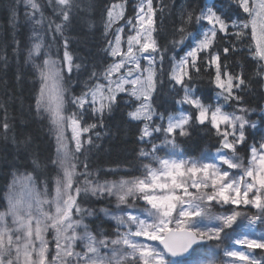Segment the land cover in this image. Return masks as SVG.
I'll return each instance as SVG.
<instances>
[{
    "label": "snow or ice",
    "instance_id": "1",
    "mask_svg": "<svg viewBox=\"0 0 264 264\" xmlns=\"http://www.w3.org/2000/svg\"><path fill=\"white\" fill-rule=\"evenodd\" d=\"M23 2L24 16L33 25L25 63L31 64L39 83L35 116L47 119L54 132L55 155L41 161L38 153L31 154L32 171L17 169L11 173L3 196L5 205L0 210V264H185L184 258L196 248L212 242L219 247L225 240H231L230 250L224 251L229 264H264V259H256L253 252L264 250V235L253 238L247 231L234 230L245 215L235 210L241 205L258 212L247 218L243 229L264 224V134L258 145L251 146L245 163L238 155V146L246 144L249 127L255 132L259 125L247 118L248 108L238 106L234 112H227L224 106L232 102L241 105V93L250 89L252 79H246L243 70L231 71L218 50V39L230 44L222 50L226 59L238 51L235 43H242L250 31L248 54L257 65L255 80L264 81V0H226L221 5L207 3L199 12L180 10V24L174 30L179 39L174 38L170 44L173 49L188 50L179 60L172 57L167 72L170 91L183 93L174 100V105L180 107L173 112L167 108L159 112L154 107L168 52L157 40L156 15L163 12V7L154 6V0H139L135 17L126 21L130 26L126 40L125 25L120 23L125 19L126 2L116 0L107 7L104 34L113 38L108 39L105 51L112 62L102 72L92 71L78 96L71 95L66 84L73 72H80L82 64L76 63L70 41L64 36L75 0H49L60 22L49 20L45 35L40 31L45 17L39 0ZM10 12L13 19H18V5L14 4ZM189 26H198V30L189 32ZM48 34L53 43L63 36L55 55L51 45L45 43ZM42 55V62H37ZM201 71L210 75L209 82L216 90L215 105L205 104L197 95L195 78ZM21 79L18 74L17 80ZM123 96L128 99L122 101ZM121 102L130 109L128 122L142 125L137 137L141 143H152L158 134L164 138L160 144L153 143L150 150L140 149L138 158L149 160L141 176L99 183L88 171L85 154L94 146L93 137L100 139L97 129L105 127L106 115L110 116ZM69 106L74 108L70 113ZM0 109L4 111L0 134L7 138L13 129L7 102L0 104ZM89 115L96 122L86 123ZM209 125L208 130L215 132L220 145L215 153L184 159L177 139L191 137L194 130ZM12 142L17 144L15 135ZM30 143L31 137L19 141L25 150ZM164 148L169 149L165 156L157 155ZM81 156H85V162L83 170L78 171ZM208 160L211 162H205ZM49 168L56 170L55 178L40 179L41 169ZM105 195L116 197L120 213L99 209L116 222L114 239L103 231L93 234L84 220L96 213L80 207L82 196ZM130 199L142 200L149 207L142 213L129 205ZM216 206L233 210L217 213ZM81 244L83 250L77 251ZM202 264L216 262L207 260Z\"/></svg>",
    "mask_w": 264,
    "mask_h": 264
},
{
    "label": "trees",
    "instance_id": "2",
    "mask_svg": "<svg viewBox=\"0 0 264 264\" xmlns=\"http://www.w3.org/2000/svg\"><path fill=\"white\" fill-rule=\"evenodd\" d=\"M39 2L43 7L46 32L49 20H55L56 23H59L60 19L54 15L49 0H39ZM113 2L116 0H75L71 22L65 29L64 36L68 37L70 51L77 57L76 63L82 64V68L79 73L73 72L72 79L66 84L71 95H79L85 89V81L89 79L92 71L101 72L111 61L105 51L108 39L104 34V21L106 9ZM134 2L135 0H126L127 15L130 13V16H133ZM212 3L221 5L226 3V0H213ZM14 4L18 5V19H13L10 12ZM205 5L206 0H154V6L163 7V12L158 11L156 15L157 40L161 48H168L164 64L165 73L162 77L163 84L157 86L154 103V107L159 112H163L165 108L168 112L178 111L180 106L174 105V100L183 95L182 91H170L171 85L167 75L171 69L172 57L175 56L176 59L187 49V47H184L183 51L180 48L173 49L170 44L174 38L179 39V36L174 34V30L180 24V10L184 8L199 12ZM187 30L196 32L198 26H189ZM199 30L202 31V29ZM232 39L235 41L234 37ZM47 41L51 45L53 55H55L57 46L63 43V36H58L56 42L53 43L51 35L48 34ZM28 44L29 22L24 16L21 0H0V104L7 102L9 123L13 125V129L8 133L7 138L0 134V208L3 206V190L14 170L32 171L31 154L38 153L41 161L54 156V144L49 135L47 121L35 116V92L38 87L31 65L25 63ZM250 44L249 31L248 38L244 39L242 43H235L238 51L230 53L225 59L222 50L224 47H230V44L218 39V50L221 51L222 60L231 66L230 70L236 73L243 70L246 79H252L250 89L241 93L243 103L239 105L249 109V119H252L264 107V90L262 81L256 82L255 80L257 65L248 54ZM62 54L63 49L61 47L60 55L62 56ZM214 71L213 68V74ZM18 74L22 77L19 81L17 80ZM209 81L210 75L207 71H201L200 76L195 78V83L199 88L197 95L202 97L205 104L213 105L216 103L215 88ZM94 82L93 80L92 83ZM126 99H128L127 96L122 97V101ZM231 104L236 103L232 102ZM184 108L187 110L188 106L185 105ZM224 108L231 110L232 106H224ZM129 110L121 102L120 106L110 116L106 115L105 127L97 129L101 133L100 139L93 137L94 146L91 151L85 154L88 171L93 174L98 182L114 179L117 176L134 178L139 173L141 165V159L138 158L139 152L141 148L147 150L149 143H141L137 139L139 128L142 125L136 122H128L126 114ZM3 115L4 111L0 109V124L3 122ZM209 128L210 125L208 128H197L192 132L191 137L177 139V144L180 146L179 150L183 151V157L197 159L202 153L215 151L220 146L215 132L209 131ZM13 135L16 137L17 144L12 142ZM27 137H31V143L25 150L19 145V141ZM249 137L248 135L246 144L238 148L243 156H247V150L251 146ZM158 139V136L153 138L152 143ZM80 160L82 163L78 171L83 170L85 156H81ZM55 175V169L49 168L46 171L41 169L39 178L47 177L49 180H53ZM83 179L84 177H80V181ZM109 206V202H106L102 197L82 196L80 198L81 208L96 213L94 216H86L84 220L93 234L103 231L112 237V222L99 212V209H108ZM228 209V206L224 208V210ZM209 245L208 243L204 244L202 249L204 247L206 250Z\"/></svg>",
    "mask_w": 264,
    "mask_h": 264
},
{
    "label": "rangeland",
    "instance_id": "3",
    "mask_svg": "<svg viewBox=\"0 0 264 264\" xmlns=\"http://www.w3.org/2000/svg\"><path fill=\"white\" fill-rule=\"evenodd\" d=\"M124 2H122V3H124ZM138 3H139V0H135V2H134L133 16H130V13H129V15H127V10H126L125 19H124V21H121L120 22L121 24L125 25V32L123 33V36H124L125 40H126L127 35L130 34L128 32V28L130 26L126 25V21L130 17L131 18H134L135 17V14H136L135 10H136V7L138 6ZM21 4H22L23 10L25 12L23 0H21ZM126 9H127V4H126ZM37 18H39V17H37ZM26 20H27V18H26ZM32 28H33V25L31 23H29V44H28V50H29V48L31 46V43H32V39H31V36H32ZM40 31H41V35H45V28H44V26H43V29H41ZM111 38H113V37L110 36L107 39H111ZM45 43L48 44L47 37H46ZM187 50H188V48L184 51V53ZM51 53H52V50H51ZM184 53L182 55H180L179 57H177L176 60H179L180 57L184 55ZM43 59H44V57L42 55L40 57V60L37 61V62H42ZM263 83H264V81H263ZM37 87L39 88V83L38 82H37ZM215 96H216V90H215ZM221 103L223 104V101H221ZM213 105H215V104H213ZM225 106H229V107L232 106L231 110L224 108L225 111H227V112H234L239 105H237V104H230V105H225ZM239 107H242V106H239ZM73 110H74V108L71 107V106H69L68 109H67V111L69 113L72 112ZM247 118L249 119V115H248ZM262 119H264V107L261 110V112H259L258 115L255 118L249 119L250 122H256L259 125L258 129L255 132H253V129H251L249 127L251 129L250 130V133H249V136H250L249 142L251 143V146L254 143L256 145H258L261 142V136H262V134H264V123H261V120ZM46 121H47V119H46ZM94 122H96L95 118H93V117H91L89 115V117L86 120V123H94ZM47 124H48L49 135L51 136V138L53 140V144H54V155H55V139H54V135L55 134H54L53 131H50V125H49L48 121H47ZM68 134L70 136V132ZM158 138L159 139L155 142V144H160V142L164 138L163 137V134H158ZM152 144L153 143H149V148L147 150H150L151 149ZM238 148H239V146H238ZM250 148L247 150V156H243L242 153L238 150V155L245 161V163L247 162L248 156L250 155ZM168 151H169L168 148H164L162 151L158 152L157 155H159L161 157H164L165 154ZM215 151H212V152H204L197 159H200L203 155L210 156L211 154L215 153ZM183 158L186 159L185 157H183ZM205 162H211V161L208 160V161H205ZM147 163H149V160H141V165L139 167L140 170H139V173H138L137 177H139V176H141L143 174V165L144 164H147ZM155 166L156 165L153 164V167H155ZM225 167H227V166H225ZM233 172L237 176H239V174H240L236 170H233ZM55 176H54V178H55ZM11 178L12 177H10V180H11ZM120 179H121V177L117 176L114 179H110V180H106V181L112 182V181H118ZM10 180H9V182H10ZM104 182H99V183H104ZM97 197H99V196H97ZM102 198H104L106 200V202H109L110 206H109L108 210H109L110 213L116 214V215H119L120 214L116 210L117 209V201H116V197L115 196L105 195ZM128 203H129V205H133L135 208L139 209L142 213L145 211V209H147L149 207V206L146 205V202H144L142 200L133 201V200L130 199L128 201ZM4 204H5V201H4ZM120 207H126V206L125 205H121ZM217 208H219V206L218 207H215V209H214V211L217 212V213H219L221 211H225V212L230 213L233 210V207H229L228 210L217 209ZM235 210L240 211L241 213H244L245 214L244 216H242L240 218L239 224L238 225H234V230L236 232H240L241 230L247 231L249 233V235L252 236L253 238H258L259 236L264 235V224H257L254 229H243V225L247 223V218L248 217L253 216V215H258V212H257V210L255 208H253L251 206L241 205L238 208H236ZM76 218H79V217H76ZM142 218H143V216H142ZM110 221L113 224V233H112V237H110V238L114 239V238H116L115 234H116V231H117V225H116V222L115 221H113V220H110ZM120 231H124V229H120ZM140 239L143 240L144 238H140ZM149 243L158 244L157 242H149ZM230 245H231V240L222 241L220 243V246L219 247L216 246V242H213V243H211L207 247V249L205 250V252L208 253L209 255H213L212 256L214 258L213 261H215L216 264H229L230 258L225 257L224 251H225V249H229L230 250ZM53 249H54V245H53ZM82 250H83V245L81 244L77 248V251H82ZM253 252H254V257L256 259H264V250L256 249V250H253ZM53 254H54V251H53ZM203 261H205V260L204 259H198V258L190 257L189 259L185 260L184 262H185V264H202Z\"/></svg>",
    "mask_w": 264,
    "mask_h": 264
},
{
    "label": "water",
    "instance_id": "4",
    "mask_svg": "<svg viewBox=\"0 0 264 264\" xmlns=\"http://www.w3.org/2000/svg\"><path fill=\"white\" fill-rule=\"evenodd\" d=\"M186 257H188V256H186ZM186 257H185V258H186Z\"/></svg>",
    "mask_w": 264,
    "mask_h": 264
}]
</instances>
